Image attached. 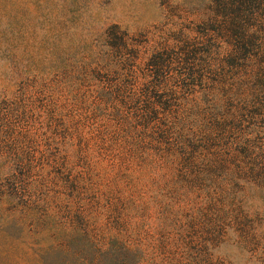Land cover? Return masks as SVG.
Segmentation results:
<instances>
[{"label":"rangeland","instance_id":"obj_1","mask_svg":"<svg viewBox=\"0 0 264 264\" xmlns=\"http://www.w3.org/2000/svg\"><path fill=\"white\" fill-rule=\"evenodd\" d=\"M208 5L0 0V264H264V92L253 98L244 70L220 53L198 65L196 80L182 76L164 86L191 87L185 107L238 131L223 150L198 153L193 167L179 155L130 150L111 164L103 153L89 190H75L68 180L84 161L71 151L83 139L74 138L56 163L25 171L11 157L31 143L14 144L3 125L25 113L52 128L68 113L102 108L98 132L129 126L128 91L151 86L144 76L157 67L149 61L197 37ZM114 26L126 35L124 55L108 37Z\"/></svg>","mask_w":264,"mask_h":264},{"label":"trees","instance_id":"obj_2","mask_svg":"<svg viewBox=\"0 0 264 264\" xmlns=\"http://www.w3.org/2000/svg\"><path fill=\"white\" fill-rule=\"evenodd\" d=\"M108 37L114 49L124 55L123 51L128 46L126 35L114 26L110 28ZM180 42L176 53L166 59L162 57L149 61L148 65L157 67V72L144 76L146 84L143 82L141 85L150 83L151 86L128 91L133 120L130 117L129 126L123 125V128L122 123H119L118 129L113 133L98 132L100 125L97 123L96 113H102V108H96L91 112L92 115L79 111L68 113L69 117L63 119L62 126L54 124L52 128L37 123L30 116L28 121L25 113L7 117L3 125L7 127L8 138L14 144H21L23 141L31 143L28 147L25 145L24 153L11 157L12 163L22 165L25 171H31L35 167L43 170L44 166L59 161L61 155L70 154L69 147L74 138L83 139V146L76 145L71 153L81 154L84 162L73 167L75 173L70 175L68 181L75 190L79 186L89 190L92 185L91 171L97 169L99 157L103 153L108 155L111 164L122 152L130 150L140 151L146 156L173 158L179 155L189 168L195 165L198 153L204 150H223L229 142L235 143L237 129L227 125L224 120L207 114L202 119L199 110H191L182 104L191 87L176 89L164 86L172 79L182 76L196 80L202 75L197 69L198 65L220 53L223 62L235 70H244V81L250 80L244 86L249 87L253 98L263 93L264 0H209L208 13L200 23L197 37ZM171 64L181 65L183 68L179 72ZM132 81L135 84L134 78ZM126 101L123 99L124 104ZM190 115L194 117L191 118ZM87 129L89 136L84 135ZM100 133L105 134L100 136V142L97 143L96 138ZM228 135L231 136L229 140ZM89 142L97 148L93 149ZM96 192L100 194L98 190ZM79 199L83 201L80 195ZM113 237L118 239L117 236ZM125 244L128 247L126 250L136 251L134 245L126 241Z\"/></svg>","mask_w":264,"mask_h":264}]
</instances>
